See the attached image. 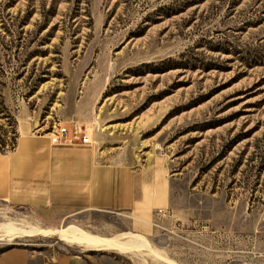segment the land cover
Here are the masks:
<instances>
[{
    "label": "rangeland",
    "instance_id": "1",
    "mask_svg": "<svg viewBox=\"0 0 264 264\" xmlns=\"http://www.w3.org/2000/svg\"><path fill=\"white\" fill-rule=\"evenodd\" d=\"M22 120L42 135L77 123L91 147L156 160L170 196L145 215L56 221L0 201V224L136 233L173 264H264V0H0L1 152ZM8 249L31 264H167L56 235Z\"/></svg>",
    "mask_w": 264,
    "mask_h": 264
},
{
    "label": "crops",
    "instance_id": "2",
    "mask_svg": "<svg viewBox=\"0 0 264 264\" xmlns=\"http://www.w3.org/2000/svg\"><path fill=\"white\" fill-rule=\"evenodd\" d=\"M34 129L22 120L13 151H0V201L30 208L51 221L90 211L145 215L156 204L167 203L170 192L159 179L156 160L142 162L129 150L52 145L49 134L32 133ZM32 259L16 249L0 255L3 264H31Z\"/></svg>",
    "mask_w": 264,
    "mask_h": 264
},
{
    "label": "bare ground",
    "instance_id": "3",
    "mask_svg": "<svg viewBox=\"0 0 264 264\" xmlns=\"http://www.w3.org/2000/svg\"><path fill=\"white\" fill-rule=\"evenodd\" d=\"M40 226V225H39ZM56 235L58 239L71 246H77L86 252H115L118 254L135 255L137 252L146 251L152 257L159 258L167 264H173L167 258L161 256L158 251L150 246L149 242L136 233H122L112 237L92 235L78 227H67L52 230L27 226L23 223L8 221L0 224V242H13L21 238H37ZM138 255V254H137Z\"/></svg>",
    "mask_w": 264,
    "mask_h": 264
},
{
    "label": "built area",
    "instance_id": "4",
    "mask_svg": "<svg viewBox=\"0 0 264 264\" xmlns=\"http://www.w3.org/2000/svg\"><path fill=\"white\" fill-rule=\"evenodd\" d=\"M49 135V140L52 145L89 146L92 144L91 138L87 134V129L78 125L77 123H72L71 127L56 123L52 126V130ZM159 213H162V211H159Z\"/></svg>",
    "mask_w": 264,
    "mask_h": 264
},
{
    "label": "trees",
    "instance_id": "5",
    "mask_svg": "<svg viewBox=\"0 0 264 264\" xmlns=\"http://www.w3.org/2000/svg\"><path fill=\"white\" fill-rule=\"evenodd\" d=\"M9 250H11V249H8V250H6V251H3V252H1L0 254H3V253H5V252H7V251H9Z\"/></svg>",
    "mask_w": 264,
    "mask_h": 264
}]
</instances>
